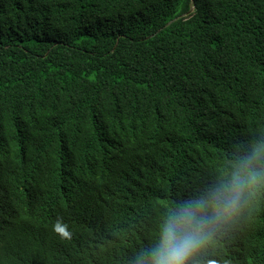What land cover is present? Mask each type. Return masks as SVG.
Returning a JSON list of instances; mask_svg holds the SVG:
<instances>
[{
	"label": "trees",
	"instance_id": "trees-1",
	"mask_svg": "<svg viewBox=\"0 0 264 264\" xmlns=\"http://www.w3.org/2000/svg\"><path fill=\"white\" fill-rule=\"evenodd\" d=\"M249 174L186 264H264V0H0V264L149 262Z\"/></svg>",
	"mask_w": 264,
	"mask_h": 264
},
{
	"label": "clouds",
	"instance_id": "clouds-1",
	"mask_svg": "<svg viewBox=\"0 0 264 264\" xmlns=\"http://www.w3.org/2000/svg\"><path fill=\"white\" fill-rule=\"evenodd\" d=\"M254 180V174H249L245 179L237 177L230 191L225 189L223 192L210 193L211 201L215 203L202 201L198 207H210L213 211L211 218H199L192 213H186L179 220L173 221L171 217L164 220L157 228V244L152 250L151 260L142 261L140 264H186L205 245L212 231L210 225L231 218L236 212L243 188ZM58 234L64 239H71L66 225L58 228ZM204 262L206 261H201ZM214 262L210 261L209 264Z\"/></svg>",
	"mask_w": 264,
	"mask_h": 264
},
{
	"label": "bare ground",
	"instance_id": "bare-ground-1",
	"mask_svg": "<svg viewBox=\"0 0 264 264\" xmlns=\"http://www.w3.org/2000/svg\"><path fill=\"white\" fill-rule=\"evenodd\" d=\"M172 22H173V21H171V22H169V23L171 24ZM167 24H168V23H167ZM167 24H166V25H167ZM170 24H169V25H170Z\"/></svg>",
	"mask_w": 264,
	"mask_h": 264
},
{
	"label": "water",
	"instance_id": "water-1",
	"mask_svg": "<svg viewBox=\"0 0 264 264\" xmlns=\"http://www.w3.org/2000/svg\"><path fill=\"white\" fill-rule=\"evenodd\" d=\"M170 23H168L166 26H168Z\"/></svg>",
	"mask_w": 264,
	"mask_h": 264
}]
</instances>
